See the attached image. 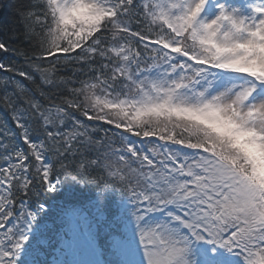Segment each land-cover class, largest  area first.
I'll return each instance as SVG.
<instances>
[{"label":"snow or ice","instance_id":"6c2138e0","mask_svg":"<svg viewBox=\"0 0 264 264\" xmlns=\"http://www.w3.org/2000/svg\"><path fill=\"white\" fill-rule=\"evenodd\" d=\"M0 264H264V0H0Z\"/></svg>","mask_w":264,"mask_h":264},{"label":"trees","instance_id":"16d2710c","mask_svg":"<svg viewBox=\"0 0 264 264\" xmlns=\"http://www.w3.org/2000/svg\"><path fill=\"white\" fill-rule=\"evenodd\" d=\"M5 2L7 3V2H8V0H5ZM5 15H7V13H5ZM101 243H103V240H101Z\"/></svg>","mask_w":264,"mask_h":264}]
</instances>
